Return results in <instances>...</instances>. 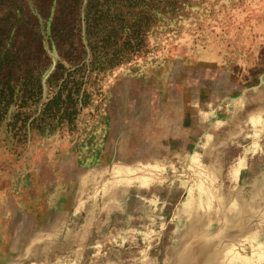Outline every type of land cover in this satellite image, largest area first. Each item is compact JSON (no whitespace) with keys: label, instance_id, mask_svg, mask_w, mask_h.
<instances>
[{"label":"rangeland","instance_id":"374dc122","mask_svg":"<svg viewBox=\"0 0 264 264\" xmlns=\"http://www.w3.org/2000/svg\"><path fill=\"white\" fill-rule=\"evenodd\" d=\"M170 29L18 143L0 81V264H264V0Z\"/></svg>","mask_w":264,"mask_h":264},{"label":"trees","instance_id":"16d2710c","mask_svg":"<svg viewBox=\"0 0 264 264\" xmlns=\"http://www.w3.org/2000/svg\"><path fill=\"white\" fill-rule=\"evenodd\" d=\"M204 1L0 0V81L6 87L15 72L17 143L76 118L87 106L83 86L92 67L111 70L144 58L151 27L170 33Z\"/></svg>","mask_w":264,"mask_h":264}]
</instances>
